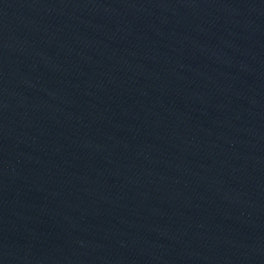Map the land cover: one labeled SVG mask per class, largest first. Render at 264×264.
<instances>
[{
	"label": "water",
	"instance_id": "95a60500",
	"mask_svg": "<svg viewBox=\"0 0 264 264\" xmlns=\"http://www.w3.org/2000/svg\"><path fill=\"white\" fill-rule=\"evenodd\" d=\"M0 264H264V0H0Z\"/></svg>",
	"mask_w": 264,
	"mask_h": 264
}]
</instances>
